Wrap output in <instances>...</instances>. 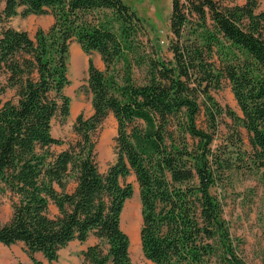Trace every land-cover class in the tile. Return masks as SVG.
<instances>
[{
    "label": "trees",
    "instance_id": "trees-1",
    "mask_svg": "<svg viewBox=\"0 0 264 264\" xmlns=\"http://www.w3.org/2000/svg\"><path fill=\"white\" fill-rule=\"evenodd\" d=\"M1 1L0 71L16 99L0 97V192L13 210L0 223V244H22L34 264H42L36 254L52 264L71 243L93 236L97 242L82 252L81 264H133L122 214L134 175L149 263L247 264L212 190L226 173H264L260 0L234 6L172 0L171 59L147 52L139 40L146 21L122 0ZM30 15H51L54 24L35 38L9 25ZM73 43L97 52L105 70L89 60L93 114L77 117L76 139L65 143L52 131L70 115L65 90ZM134 66L145 74L142 84ZM225 86L240 113L214 99ZM110 114L117 121L116 160L102 173L95 137ZM224 117L231 125L222 131Z\"/></svg>",
    "mask_w": 264,
    "mask_h": 264
},
{
    "label": "rangeland",
    "instance_id": "rangeland-1",
    "mask_svg": "<svg viewBox=\"0 0 264 264\" xmlns=\"http://www.w3.org/2000/svg\"><path fill=\"white\" fill-rule=\"evenodd\" d=\"M138 12L141 18L146 21L145 29L139 34V40L143 41L147 52L151 55H159L162 58L171 59L172 53L169 50L170 28L169 18L172 7V0H122ZM223 6L243 5L245 0H218ZM260 10L264 11V0H260ZM3 2L0 0V6ZM54 24L51 15H30L26 18L20 16L12 19L9 25L17 30L27 32L31 38H35L39 30L48 31ZM89 60L104 71L105 66L101 56L97 52L86 54L77 43L70 47L69 56V80L70 84L65 94L71 100L70 115L65 120H57L53 125V136L57 139L70 143L76 139L74 124L79 115L88 118L93 114L92 95L88 90V66ZM121 68V65H118ZM133 78L137 83L142 84L145 74L134 66ZM0 94L4 101L16 99V92L7 88L6 76L0 71ZM1 93V92H0ZM214 99L224 109L231 108L239 112V108L232 95L231 89L225 86L222 90L213 92ZM222 131H225V124L231 121L224 117ZM205 118L201 116L199 126H204ZM117 121L110 114L101 125L96 134V153L99 169L105 173L116 160V137ZM221 138L219 137L218 140ZM67 149V146L54 147L56 153ZM127 182L134 187V194L125 204L122 214V228L128 234L131 241V259L133 264H151L142 252L141 242L138 241L134 230L131 228L129 216L137 212L139 216V233L142 226L141 201L139 186L134 175L127 178ZM74 187V186H72ZM213 194L223 203L224 217L230 227L231 234L236 242H239V253L247 264H264V173L235 171L226 173L219 186L215 187ZM139 206V212H138ZM56 214L55 209H51ZM12 205L8 195L0 192V223L8 222L12 217ZM140 239V235H139ZM96 243L92 239L88 244H80L75 241L66 249L61 251L58 262L52 264H81L82 252L89 244ZM20 245L15 249H19ZM39 258V256H38ZM40 259H44L40 256ZM46 262V261H45ZM47 264V262H46Z\"/></svg>",
    "mask_w": 264,
    "mask_h": 264
},
{
    "label": "crops",
    "instance_id": "crops-1",
    "mask_svg": "<svg viewBox=\"0 0 264 264\" xmlns=\"http://www.w3.org/2000/svg\"><path fill=\"white\" fill-rule=\"evenodd\" d=\"M51 209H55L54 206H52ZM92 239H95L96 242H97V239L92 236V237L89 238V240L86 243H84V245L88 244V242L90 240H92ZM94 244H89L86 247V249L89 246L94 245ZM17 246H19V245L7 247V246H4V245L0 244V264H14V263H18V262H22L24 264H34L30 260V258L27 256V254L25 253L23 245L20 244V248L18 250L15 249V248H17ZM86 249H84L83 251H85ZM38 256H39V258H38ZM40 256H42V255L41 254H36L35 255V257H36V259L38 261H41L42 264H46L47 261L45 259H40ZM47 264H50V263L47 262Z\"/></svg>",
    "mask_w": 264,
    "mask_h": 264
},
{
    "label": "bare ground",
    "instance_id": "bare-ground-1",
    "mask_svg": "<svg viewBox=\"0 0 264 264\" xmlns=\"http://www.w3.org/2000/svg\"><path fill=\"white\" fill-rule=\"evenodd\" d=\"M138 212H139V206H138ZM129 219H131L129 222H130L131 228L134 230V233L137 237L136 239L140 241L139 239V235H140L139 233V222L140 221L139 220L140 219H139V216L137 217V212L130 213Z\"/></svg>",
    "mask_w": 264,
    "mask_h": 264
}]
</instances>
